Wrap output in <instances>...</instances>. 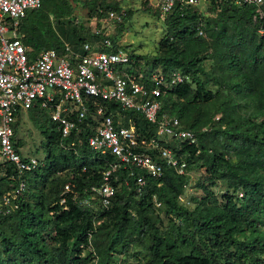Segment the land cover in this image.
Segmentation results:
<instances>
[{
  "label": "trees",
  "instance_id": "obj_1",
  "mask_svg": "<svg viewBox=\"0 0 264 264\" xmlns=\"http://www.w3.org/2000/svg\"><path fill=\"white\" fill-rule=\"evenodd\" d=\"M206 1L207 17L176 6L164 20L165 34L152 59L129 52L127 68L146 81L151 72L179 71L187 78L163 90L162 112L194 131L198 145L173 139L162 145L186 162L187 171H206L205 180L198 182L203 196L185 202L190 177L172 168L165 166L155 179L144 170L121 166L112 174L116 192L108 209L97 197L88 207L79 205L101 186L114 159L87 146L86 136L97 124L90 116L79 136L64 140L62 149L57 125L47 110L35 105L28 112L45 137L46 155L35 171L24 175L26 188L18 208L0 214V264H116V256H129L144 239L148 244L143 255L140 251L131 255L135 264H264V32L259 33L264 19L255 6L238 0ZM85 4L89 17L97 19L122 11L119 3L109 0ZM73 17L69 0H44L40 9L28 12L20 33L23 44L32 48L29 56L47 49L64 55V43L77 51L83 43L93 45L101 38L117 47L115 38L85 31L71 21ZM56 24L64 38L53 33L51 26ZM197 27H202L205 38L197 36ZM120 120L124 127L133 126L140 139L156 135L155 127L138 114L121 112ZM13 128L20 152L16 123ZM140 175L146 181L141 191L136 182ZM219 182L226 187L220 198L212 190ZM16 184L13 166L0 162V200ZM67 184L78 199L70 193L61 196ZM161 207L167 217L164 227L154 220L155 209Z\"/></svg>",
  "mask_w": 264,
  "mask_h": 264
},
{
  "label": "built area",
  "instance_id": "obj_2",
  "mask_svg": "<svg viewBox=\"0 0 264 264\" xmlns=\"http://www.w3.org/2000/svg\"><path fill=\"white\" fill-rule=\"evenodd\" d=\"M43 1L0 0V162L12 165L17 177L16 187L4 193L0 200V214L18 208L26 188L24 175L32 173L41 164L35 158L23 157L13 140L16 114L35 105L47 110L51 121L57 125L62 149H65L64 140L72 135L78 137L84 130L88 116L97 121L93 132L86 136L87 146L100 156L110 155L114 162L104 171L101 186L92 189L93 196L78 201L81 206H90L91 200L97 197L102 207L108 209L116 192L111 183L112 174L121 166L144 170L147 176L155 179L163 175L166 166L191 178L186 162L179 160L171 148L162 145L165 139L186 146L198 145L194 131L184 129L177 117L162 112L163 90L183 84L187 78L179 71L151 72L147 81L141 75L129 74V52L119 45L114 47L108 38H101L93 45L83 43L81 52L64 43V55L47 49L30 57L32 48L23 44L20 26L27 13L40 9ZM109 1L119 3L121 8L124 2ZM144 1L162 19L176 6L197 10L198 5L197 0ZM238 2L255 6L264 19V0ZM107 15L108 20L118 24L125 17L123 10L120 13L109 11ZM94 32L102 34L101 30L94 29ZM263 32V29L259 31L260 34ZM196 34L200 38L206 37L202 27H197ZM103 103L117 107L112 109ZM126 111L140 115L154 126L155 137L140 139L133 126H122L121 112ZM130 174L134 175L133 172ZM136 182L141 191L145 187V178L140 175ZM67 193L78 199L77 192H73L68 184L61 196ZM180 200L183 201L182 197ZM64 201L62 198L60 204Z\"/></svg>",
  "mask_w": 264,
  "mask_h": 264
},
{
  "label": "rangeland",
  "instance_id": "obj_3",
  "mask_svg": "<svg viewBox=\"0 0 264 264\" xmlns=\"http://www.w3.org/2000/svg\"><path fill=\"white\" fill-rule=\"evenodd\" d=\"M73 6V18L71 21L77 25H82L85 31L94 29L101 30L106 35L115 38L117 44L128 52L134 53L140 57H145L148 61L152 59L157 50V44L165 34V19L152 9V7L144 0H124L122 10L126 13V17L118 24L108 20L107 16L97 19L89 17V9L85 4L86 0H69ZM196 9L202 17L208 16V8L210 4L206 0H197ZM52 22V18L50 19ZM52 31L58 37L64 38L63 30L56 24L51 26ZM72 47L74 45L70 44ZM74 50V47H72ZM76 51V50H75ZM82 46H78L76 52H81ZM205 67H210V62H205ZM149 74L147 73V76ZM16 140L18 141L20 153L23 157L35 158L42 161L45 158V151L42 148L45 137L42 136L40 130L34 125L30 119L29 112H23L20 119L16 122ZM189 184L184 191L183 199L185 202L191 198L203 196L201 188L198 186L200 179L207 176L205 170L192 169ZM205 172V173H204ZM206 175V176H205ZM205 176V177H204ZM214 194L220 198L225 193L226 187L224 183L219 182L216 187L212 188ZM192 207V205L188 206ZM154 220L159 227L167 224V217L163 207L155 209ZM144 245L138 246L131 250V254L127 257H115L116 264H135V259L131 257L133 251H140L143 255L148 242L144 239ZM86 254V252H83ZM124 259V260H123ZM142 258L138 256V263Z\"/></svg>",
  "mask_w": 264,
  "mask_h": 264
},
{
  "label": "crops",
  "instance_id": "obj_4",
  "mask_svg": "<svg viewBox=\"0 0 264 264\" xmlns=\"http://www.w3.org/2000/svg\"><path fill=\"white\" fill-rule=\"evenodd\" d=\"M31 109V108H30ZM29 110V109H28ZM28 110H22L20 113V116L22 115V113L25 111V112H28ZM48 115V114H47ZM48 117H49V115H48ZM50 118V117H49ZM15 123H16V120H15ZM15 123H14V125H15Z\"/></svg>",
  "mask_w": 264,
  "mask_h": 264
}]
</instances>
